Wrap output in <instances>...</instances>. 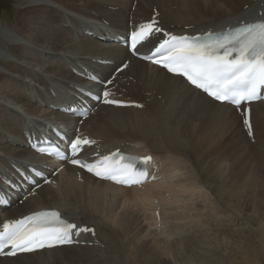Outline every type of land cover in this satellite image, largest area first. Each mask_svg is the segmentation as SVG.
I'll return each instance as SVG.
<instances>
[{
    "label": "bare ground",
    "instance_id": "obj_1",
    "mask_svg": "<svg viewBox=\"0 0 264 264\" xmlns=\"http://www.w3.org/2000/svg\"><path fill=\"white\" fill-rule=\"evenodd\" d=\"M18 1L15 23L0 20V172H7L11 159L19 163L38 160L19 143L25 119L37 120L28 126L33 130L45 127L46 121L76 125L77 120L53 114L46 107L65 100L70 83L77 80L69 72L68 64L97 67L98 73L107 78L115 67L98 66L91 62L92 58L112 59L116 65L129 58L124 48L85 37L84 32L127 31L130 16L150 19L153 7L161 12L165 27L173 25L185 31L188 26L192 28L187 31L191 34L211 26L224 27L258 18L259 10L264 18V0H137L133 11L134 0ZM3 56L15 57L17 61H5ZM121 75L115 82L135 100L143 101L144 108H99V115L85 129L106 149L133 145L140 153H152L160 163L163 178L142 189L122 188L86 174L78 182L74 169L66 167L57 175L56 191L42 187L37 197H30L13 209H4L1 216L12 218L39 209L58 208L72 221L94 225L99 244L0 258V264H139L141 260L147 264H191L183 259V252L194 257L200 253L201 258L206 244L202 237L195 238L199 213L196 217L188 216L189 208H194L201 195L205 200L214 193L203 182L198 166L186 170L180 157L187 143L194 145V136L219 130L226 129L246 143L245 135L229 122V116L238 115L232 107L193 90L181 78L146 63L134 61ZM126 75H134L137 82H122ZM262 106L264 101H259L251 109ZM257 111L255 117L261 124L254 139L264 149V119ZM225 169L226 166L220 177L225 175ZM216 194L222 199L234 197L236 191L232 184H223ZM155 199L160 207L159 221L151 215ZM245 215V223L249 217L258 244L249 241L241 248V259L235 257L229 263L264 264V197H258L257 207ZM186 218L189 219L183 222Z\"/></svg>",
    "mask_w": 264,
    "mask_h": 264
},
{
    "label": "snow or ice",
    "instance_id": "obj_2",
    "mask_svg": "<svg viewBox=\"0 0 264 264\" xmlns=\"http://www.w3.org/2000/svg\"><path fill=\"white\" fill-rule=\"evenodd\" d=\"M161 31L155 27V21L141 25L139 30L131 34L133 50L154 32ZM165 36L151 54L144 58L162 66L169 73L185 78L189 85L206 93L214 101L239 108L264 95V21L241 24L220 33L209 31L203 37L168 33ZM110 95L107 90L103 92V103H121L109 99ZM243 123L249 136H252V126L247 115ZM94 143L86 137L77 136L68 145V156L61 154L58 148L50 155L54 154L62 161L67 160L101 179L118 184H140L147 178V172L138 169L133 161L147 164L151 157H125L117 152L98 157L92 163L75 158L84 146ZM80 231L92 230L69 222L56 210L34 212L0 225V254H5V249H10L6 254L12 256L17 252L71 244L73 233L78 235Z\"/></svg>",
    "mask_w": 264,
    "mask_h": 264
},
{
    "label": "rangeland",
    "instance_id": "obj_3",
    "mask_svg": "<svg viewBox=\"0 0 264 264\" xmlns=\"http://www.w3.org/2000/svg\"><path fill=\"white\" fill-rule=\"evenodd\" d=\"M19 7L18 0H0V20L15 23ZM258 109H251L253 138L259 132L261 124L259 118L255 117L256 111L259 113L261 120L264 119L262 118V116L264 117V106ZM229 117H231L229 122L234 125L232 127L239 131L242 136H246L243 129H241V118L238 116L239 119L233 116ZM236 118L237 122L235 121ZM245 136L246 143H241L236 136L227 132L226 129L206 136L200 135L199 137L196 135L193 137L194 145L190 146L187 143L182 152V157H180L182 165L189 171L198 166L203 182L214 193L210 197L211 199L205 198L206 201L201 195L199 202L195 203L196 206L194 205V208L190 206L189 208L191 216L196 217L197 211L199 213L197 222L199 228H197L198 234L196 233L195 238L200 239L202 237V241L206 244L205 249L201 250V258L200 253L197 257L189 256L186 252L182 253L183 259L191 264H220V261L224 262L223 264H230V260L235 257L241 259L240 255L243 254L241 248L246 247L250 242L258 244L254 238L255 234H253L252 226H249L251 224L249 217H247L248 223H245L244 219L246 218L245 214H249L250 210L257 207V198L264 197V149L260 147L258 141L254 139L255 141L252 143ZM158 154L156 153V155ZM159 155L163 156L161 153ZM225 166V175L220 177V173ZM223 184H232L236 195L234 197H224L223 200L221 197L219 198V194L216 193L218 187ZM237 215L241 216L238 217ZM215 216L217 219L214 218ZM187 219L189 218L182 221L185 222ZM225 222L227 224H224ZM197 245L200 247L199 244ZM130 251L132 252L131 249ZM137 251L142 255L140 249H137ZM200 260L202 261L200 262ZM139 264H147V261L141 260Z\"/></svg>",
    "mask_w": 264,
    "mask_h": 264
}]
</instances>
